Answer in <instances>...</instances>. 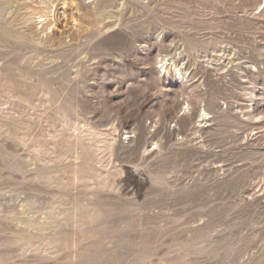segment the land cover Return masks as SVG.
I'll return each instance as SVG.
<instances>
[{
  "label": "rangeland",
  "instance_id": "rangeland-1",
  "mask_svg": "<svg viewBox=\"0 0 264 264\" xmlns=\"http://www.w3.org/2000/svg\"><path fill=\"white\" fill-rule=\"evenodd\" d=\"M77 1L0 0L6 8L2 19L27 35L31 49L24 52L19 67H29L32 72L30 79L17 76L23 85L20 90L10 92L0 86V114L11 112V117L24 123L15 135H0V182L10 179L24 184L22 173L13 170V164L28 162L29 156L43 157L40 151L29 153V147L54 142L53 137L65 128L91 123L111 132L115 124L114 136L118 142L122 139V149L114 159L121 172L116 191L108 197L111 212L105 219L121 221L124 228L139 235L146 229L144 215L172 217L167 229L163 217L158 227L164 229L149 232L158 248L149 264H161L167 258L164 252L176 235L182 242L189 241L191 230L201 227L209 234L198 248L208 246L209 250L198 256L190 254L185 264H264V127L254 130L263 124L264 114L253 120L247 117V112L257 110L258 98L264 99V0H116L108 9L114 16L104 22L98 21L94 6L109 3ZM44 10H53L47 13L48 21L34 16ZM46 23L55 27L41 34ZM108 24L109 29L101 31ZM186 39L218 43L229 54L237 52L236 57L241 58L238 68L229 64L213 70L206 53L197 50L177 59L183 67L187 65L184 80L163 74L161 59L177 47L188 51L182 45ZM24 54L16 52L14 58ZM224 60L222 66L228 64ZM252 63L259 64L251 67ZM4 66L0 62V68ZM68 72L74 75L67 76ZM16 75L21 72L17 70ZM46 80L60 93L57 102L53 96L41 94L40 88L29 89ZM203 82L208 92L204 85L197 88ZM24 94L33 97L25 101L20 97ZM201 96L214 101L210 110L215 119L209 129L194 135L192 117L184 108L189 101L191 113L197 111ZM61 103L71 110L67 123L64 118H50ZM258 109L264 111L263 106ZM124 122L128 129L120 128ZM140 129L147 133L142 149L137 143ZM43 166L40 162L31 166L27 180ZM159 174L167 181L154 185L152 179L163 176ZM11 191L0 190V203L11 200ZM14 195L25 197L21 191ZM37 195L46 204L52 198L46 193ZM145 202L151 205L143 210L134 205ZM17 210L22 209L18 206ZM42 213L29 217L44 223L46 212ZM2 223L8 226L5 220ZM42 228L39 225L35 232L51 234L55 229L53 224Z\"/></svg>",
  "mask_w": 264,
  "mask_h": 264
},
{
  "label": "bare ground",
  "instance_id": "bare-ground-1",
  "mask_svg": "<svg viewBox=\"0 0 264 264\" xmlns=\"http://www.w3.org/2000/svg\"><path fill=\"white\" fill-rule=\"evenodd\" d=\"M71 1L73 4L78 2L77 0ZM105 1L110 5L106 7H102L101 5V7L98 5L94 6V14L96 16L100 15L98 21L101 22L114 16V13L108 11V9L112 8L116 0ZM4 8V3L0 2V62H4L5 64L4 68H0V86H5L8 91L15 92L18 89L20 90V86H23L18 83L17 76L30 79L32 75V72L28 69L29 67H19V61L25 58L24 52L31 49V46L28 44V38L24 32L14 30L13 22L2 19L3 15H1V12ZM42 12H36L34 16L37 19L45 18L43 21H48L47 13H52L53 10L51 12H46L45 10ZM49 23H46L47 25L41 28L44 29L41 31V34H45L48 29L55 27V25ZM104 29H109V24L108 26L104 25L101 31ZM47 37L48 35H46ZM182 45H184V49L188 47V51L186 49L182 50V46L177 47L174 49L175 52L173 54L166 55L167 59L164 57L161 59V69H163L165 75L173 74L174 77H181L184 80L188 68L187 65L183 67L184 65L182 66V63H177V59H181L185 53L191 56V53H195L197 50L198 53L199 50H203L206 53V62L208 65H211L210 68L216 71L222 68H228L229 64H231V68H238L239 63L237 62L241 60L240 57H236L237 52L236 54H229L226 48L218 47V43L212 45V42L208 41L203 42L197 41V39H186ZM16 52L23 53L24 55L14 58ZM222 59L228 60V64L222 66ZM258 64L252 63L251 67L253 65L257 66ZM17 70L21 72V75H16ZM241 71V74H244V68H241ZM193 73L191 72L190 75ZM66 75L71 76L74 74L68 72ZM46 81L40 82V85L29 86V89L36 90L40 88L39 92L41 94H49L57 102L60 93L58 94L57 90L53 89L50 81ZM203 85L205 88L204 91L208 92L205 82L197 88ZM207 95L205 94L204 96ZM204 96H201L202 98L197 111H195L196 109L194 110L196 113L194 111V113H191L193 104L189 101L186 102L187 106L184 108V112L190 113L192 117L189 122L194 126V135L205 131L206 128L211 126L210 122L215 119L211 114V110L213 109L211 106L214 101L210 99L213 102H208L209 100L206 101L207 99L205 100ZM256 96L260 97L257 94ZM20 97L25 101H29L33 96L31 94H24ZM262 98H258L257 110L255 112L254 110L247 112L248 116H246L251 118V120L260 114H264V111L261 110L262 112H260L258 109L259 106L264 107V99ZM177 104L178 101L175 105ZM238 107L240 109L243 108L240 104ZM70 112L71 110L67 108L66 104L61 103L50 118L51 120L64 118L65 123H67V117ZM241 113H243V110H241ZM11 114V112L7 116L0 114V130H7L5 133L0 132V135H15L17 129H23L22 125L24 123L21 124L11 117L13 116ZM260 125L257 124V128L254 130H261L264 127V122ZM120 128L128 129V123H122ZM110 129L111 132L108 130H100L91 125V123H78L69 126L62 133L53 137L55 139L54 142L46 141L44 144L29 147V153L33 154L35 151H40L44 154L43 157L41 155L29 156L30 160L28 162L17 161L13 164L12 169L22 173L24 184L20 185L10 179H4L3 183L0 182V190L5 188L12 189L11 200L7 201L6 204L0 203V264H149L153 261L152 258L158 254V248L156 241L150 239L149 234L151 233L149 232L153 230H156L155 232H161L164 229V227H158L159 219L163 217V219L167 220L165 225L167 229L172 224L170 221L172 217L162 215V217L157 219L144 215L143 219L145 220L144 226L146 229L142 230L139 235L132 234L129 231L130 228H124L121 221L112 223L105 219L111 212L108 197H111L112 193L110 194V192L116 191L118 185L116 179L121 172L118 168L119 166L117 167L115 165L116 159L114 157L122 149L120 146L122 139L118 142L114 136V133L117 131L115 124ZM145 132L140 129L137 138V143L140 144L141 149L143 148V138L147 134ZM7 139L5 138L4 141H7ZM154 144L160 147L157 142ZM144 154L145 151H143ZM38 162L43 163L44 166L38 167L39 171L34 174L32 179L27 180L26 173L30 170L31 166L36 165ZM66 162L69 163L66 164ZM42 172L46 173L43 175ZM159 175H163L162 178L157 175L152 179L154 185L166 183L165 175ZM18 191L25 194L24 199H20L19 196L14 195ZM39 193L50 195L52 198L49 199V203H44V200L37 195ZM12 201L19 203L18 206L22 209L20 212L17 210L18 206L9 205ZM134 205L139 206L143 210L151 205V203L145 202ZM44 211L46 212L43 218L44 223H36L29 217L30 214L35 215ZM2 215L4 216L2 217ZM2 220L8 222L7 227L2 223ZM109 223L111 225H108ZM49 224L51 226L53 224L55 228L53 233L42 234L35 232L39 225L42 231L44 230L42 226ZM204 230L205 228L203 227L191 230L193 237L185 242L178 240L176 235V239H173L167 246L164 252L167 258L161 259V264H185V258L190 256V254H196L198 256L206 253L209 250L208 246L198 248L199 244L204 243L208 238L209 232H204ZM135 239H141V241L137 242ZM182 251H188V253H181ZM64 253L65 255L62 256ZM213 254H217V249Z\"/></svg>",
  "mask_w": 264,
  "mask_h": 264
},
{
  "label": "built area",
  "instance_id": "built-area-1",
  "mask_svg": "<svg viewBox=\"0 0 264 264\" xmlns=\"http://www.w3.org/2000/svg\"><path fill=\"white\" fill-rule=\"evenodd\" d=\"M164 74V73H163Z\"/></svg>",
  "mask_w": 264,
  "mask_h": 264
}]
</instances>
